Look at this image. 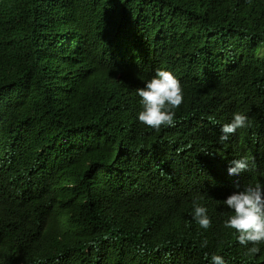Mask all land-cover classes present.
<instances>
[{"label":"trees","instance_id":"obj_1","mask_svg":"<svg viewBox=\"0 0 264 264\" xmlns=\"http://www.w3.org/2000/svg\"><path fill=\"white\" fill-rule=\"evenodd\" d=\"M157 68L184 96L159 130ZM240 158L264 186V0H0V264H264L224 226Z\"/></svg>","mask_w":264,"mask_h":264},{"label":"clouds","instance_id":"obj_2","mask_svg":"<svg viewBox=\"0 0 264 264\" xmlns=\"http://www.w3.org/2000/svg\"><path fill=\"white\" fill-rule=\"evenodd\" d=\"M141 98L142 110L138 120L144 125L159 130L161 126H171L174 122L175 109L184 101L180 81L175 75L165 69L157 68L155 75L146 82L145 86L137 89ZM248 116L235 112L230 123L221 127V141H226L229 135L248 126ZM249 169L247 158L234 159L227 169L231 178L230 195L223 201L233 214L224 222L226 228L238 232L237 240L241 245L252 246L246 255L259 254L257 246L264 242V186L258 182L245 181L238 183L237 179ZM194 219L203 229L211 226L207 209L193 200ZM207 241L201 244L205 247ZM212 264H225L221 255L213 254Z\"/></svg>","mask_w":264,"mask_h":264}]
</instances>
